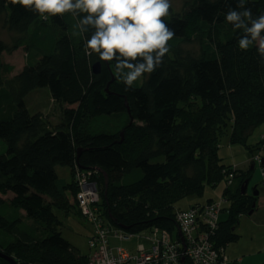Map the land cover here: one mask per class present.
Returning <instances> with one entry per match:
<instances>
[{"label": "trees", "instance_id": "trees-1", "mask_svg": "<svg viewBox=\"0 0 264 264\" xmlns=\"http://www.w3.org/2000/svg\"><path fill=\"white\" fill-rule=\"evenodd\" d=\"M246 7L258 16L264 0H248ZM229 8L239 10L237 0H185L182 12L170 11L164 19L175 36L162 65L125 87L110 71L115 60L85 56L90 33L73 35L77 19L70 13L44 20L0 0V28L19 38L11 47L25 55L4 86L1 58L10 46L0 38V107L11 105L9 115L0 114V252L18 264H85L87 255L58 231L62 223L53 208L79 214L76 173L96 167L90 178L100 192L99 215L134 238L153 227L174 236L177 211L223 199L228 205L222 203L220 214L227 216L219 214L209 241L227 260L238 216L253 203L255 211L264 191V132L257 143L246 142L264 125V62L255 45L238 48L243 33L225 20ZM96 62L98 74L91 70ZM36 88L51 97L46 114L24 99ZM223 136L228 144L256 149L246 170L222 162ZM256 163L263 178L253 189L258 194L241 193ZM221 181L220 196L205 192ZM192 194L201 200L176 206ZM0 264L11 263L0 257Z\"/></svg>", "mask_w": 264, "mask_h": 264}, {"label": "clouds", "instance_id": "clouds-1", "mask_svg": "<svg viewBox=\"0 0 264 264\" xmlns=\"http://www.w3.org/2000/svg\"><path fill=\"white\" fill-rule=\"evenodd\" d=\"M10 3L35 12L44 20L70 13L77 19L73 35L90 33L84 40L85 56L96 55L106 62L115 60L116 75L127 87L162 65L170 50L168 42L175 36L164 19L170 14L171 0H10ZM247 3L248 0H237L239 10L229 8L224 18L234 32L243 33L238 48L247 51L255 45L264 62V12L254 17ZM98 195L100 200L99 189ZM101 217L107 229L111 228L110 222Z\"/></svg>", "mask_w": 264, "mask_h": 264}, {"label": "rangeland", "instance_id": "rangeland-1", "mask_svg": "<svg viewBox=\"0 0 264 264\" xmlns=\"http://www.w3.org/2000/svg\"><path fill=\"white\" fill-rule=\"evenodd\" d=\"M170 11L182 12L185 5V0H171ZM0 38L5 41L10 48L3 53L1 62H3V82L4 86L6 83L17 73L25 62V55L21 48L11 47L19 39L14 33H12L7 28H0ZM194 45H196L194 43ZM193 46V44H191ZM246 54L244 57L246 58ZM111 73L113 77H117L116 69L111 68ZM113 80V78H112ZM123 83V82H122ZM124 84V83H123ZM117 85H120L117 83ZM125 85V84H124ZM125 87H127L125 85ZM24 99L28 106L32 109L42 110L46 114L48 109L52 107V100L47 90L36 88L28 92ZM11 111V105L3 104L0 107V114L9 115ZM264 132V125L260 124L253 133L248 137L247 143L255 144L260 140L261 135ZM226 136V135H225ZM223 136L219 140V156L222 158L223 163L237 164L239 169L246 170L249 164L253 161L252 156L255 155L256 149L252 152L250 149L244 147L240 144H228L227 138ZM252 160V161H251ZM254 162V161H253ZM59 171L62 169L60 165L56 166ZM99 172V170H98ZM262 175L261 168L258 163L251 167V170L247 176V193L252 194L254 187L257 185L261 187L262 185ZM225 188L224 181L217 183L212 188H207L205 192H213L214 197L221 195ZM4 198L6 196H3ZM201 197L197 195H189L184 198L177 200L176 206L178 208L187 207L193 202L200 201ZM72 201V198L70 202ZM257 206L252 214H241L238 216V223L235 229V233L238 238L235 241L228 243L225 246V253L227 254L228 262L236 260L237 264H264V191H260L257 200ZM227 206L228 203H223ZM77 205V204H76ZM54 212L57 214L61 221V225L58 228L61 236L69 241L76 249L79 250L81 254L88 255L90 250L87 245L88 234L91 229V225L85 221V219L77 214L73 209H71L67 214L63 211H59L53 208ZM77 209L79 210L78 206ZM80 213V211H78ZM227 214H220V219L226 218ZM118 231V228L111 226L108 229V240L112 248L121 247L132 253H135L137 244L148 245L149 240L145 238H133L129 241H120L115 238L114 232ZM149 228L141 230L139 236H149ZM49 257L53 260L55 256L49 254ZM15 262V260H14ZM17 263V262H15Z\"/></svg>", "mask_w": 264, "mask_h": 264}, {"label": "built area", "instance_id": "built-area-1", "mask_svg": "<svg viewBox=\"0 0 264 264\" xmlns=\"http://www.w3.org/2000/svg\"><path fill=\"white\" fill-rule=\"evenodd\" d=\"M92 173L91 169L80 168L75 176L77 205L92 227L87 240L90 253L85 264H229L225 257L217 256L209 241V235L218 226L223 199L177 211L174 218L178 229L174 236L165 229L153 227L149 236L138 235L149 243L147 246L137 244L135 253L121 247L112 248L108 229L96 205L99 195L98 187L90 178ZM262 174L264 177V170ZM231 178L229 174L228 184ZM113 236L120 241H129L137 234L115 231Z\"/></svg>", "mask_w": 264, "mask_h": 264}, {"label": "water", "instance_id": "water-1", "mask_svg": "<svg viewBox=\"0 0 264 264\" xmlns=\"http://www.w3.org/2000/svg\"><path fill=\"white\" fill-rule=\"evenodd\" d=\"M100 71V63L99 62H96L92 65V72L94 74H98ZM126 107H127V111L130 112L129 108H128V105L126 104ZM121 137H122V133H121ZM246 186H247V181L245 180L244 184L241 186V193H244L245 192V189H246ZM257 192H253V195L254 196H257ZM255 204L253 203L252 204V208L249 210L248 214H251L252 211H253V208H254ZM0 257L9 261L11 264H18V263H15L14 262V259L12 257H10L9 255L3 253V252H0Z\"/></svg>", "mask_w": 264, "mask_h": 264}, {"label": "crops", "instance_id": "crops-1", "mask_svg": "<svg viewBox=\"0 0 264 264\" xmlns=\"http://www.w3.org/2000/svg\"><path fill=\"white\" fill-rule=\"evenodd\" d=\"M235 165H237V164H235Z\"/></svg>", "mask_w": 264, "mask_h": 264}]
</instances>
